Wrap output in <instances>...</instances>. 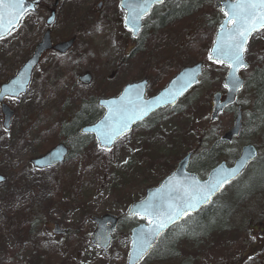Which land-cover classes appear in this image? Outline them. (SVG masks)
Masks as SVG:
<instances>
[{
    "label": "rangeland",
    "instance_id": "374dc122",
    "mask_svg": "<svg viewBox=\"0 0 264 264\" xmlns=\"http://www.w3.org/2000/svg\"><path fill=\"white\" fill-rule=\"evenodd\" d=\"M53 1L44 0L46 5ZM119 1L60 0L51 39L56 43L74 37V47L62 57L45 54L26 94L5 100L14 116L5 131L0 113V175L6 178L0 185V264H39L46 252L42 253V244L56 252V259L54 255L49 258L55 259L52 264H124L129 230L137 223L125 211L143 197L146 188L159 183L189 151L199 154L205 146H214L219 151L216 162L231 164L246 144L258 149V159L215 199L204 218H189L173 229L143 264H264V123L250 118L254 94L244 89L238 96L244 126L231 144L219 139L231 128L233 113L227 111L216 122H209L210 97L224 90L226 69L207 61L222 15L213 0H192L194 9L189 16L158 30L154 25L158 16L187 2L164 0L145 18L139 36L141 52L132 54ZM98 3H102L99 10ZM46 16L44 8H39L0 39V85L14 77L32 54L45 30ZM246 60L249 68L240 72L245 80L264 67V30L250 40ZM197 62L203 63L201 84L173 110L158 113L121 138L112 150L100 151L93 142L59 167L38 170L31 165L56 144L70 148L73 137L60 135V128L90 100L95 104L97 99L115 96L124 84L144 78L148 81L145 97H150L165 86L158 85L171 69L177 72ZM151 67L161 75L153 74ZM84 73L92 76L88 87L78 82ZM150 127L152 132L146 136ZM154 135L161 137L159 141ZM51 140L54 144L50 146ZM158 143L167 151L159 152L157 163L151 164L149 156ZM94 161L99 164L96 181L85 182L84 175ZM136 163L142 171L132 180ZM110 176L127 178V190L118 194L112 190ZM106 214L122 221L104 257L89 245L88 237L94 228L90 218ZM53 225L65 234L54 236Z\"/></svg>",
    "mask_w": 264,
    "mask_h": 264
},
{
    "label": "water",
    "instance_id": "95a60500",
    "mask_svg": "<svg viewBox=\"0 0 264 264\" xmlns=\"http://www.w3.org/2000/svg\"><path fill=\"white\" fill-rule=\"evenodd\" d=\"M236 2L237 0H225L215 5V7L222 13L223 18L217 26L213 41L208 50V60L226 67L227 71L223 79V87L225 88L224 95L222 96L221 93H214L211 97L212 109L210 120L212 122L216 121L221 113L235 104L237 95L244 86V81L239 77L238 73L239 71L244 70L248 67V63L245 59V52L243 54V63L246 65V67H236L235 69H230L226 64L216 62L215 56L213 57V59H209L210 54H212L213 48L216 46L215 42L219 39V36L223 31L220 25L224 24L226 27L232 26L228 24V18L225 16V13L230 11L228 5ZM5 3H7V0H5ZM24 3L26 7L23 10L21 16H16L15 10L13 9H8L5 7L2 10L4 14V24L3 28L0 29V39L6 37L11 32L16 30L24 16H26L27 14H34L36 12V8L41 3V0H24ZM159 4L162 3H157L156 0L120 1L119 6L126 13L123 24L125 29L131 33L132 38H136L138 33L141 31L143 26L142 20L150 13V10L154 6ZM57 6L58 0H55L53 3V9L50 11L48 17L45 20V26L47 28L54 25L56 21L55 8ZM130 6H138L135 7V12L140 13L138 19L136 20L135 29H133V25L128 19L133 13V7ZM98 8H100L99 4ZM10 19L13 20L12 24L8 23ZM263 29L264 28H260L257 31H254L248 37V43L253 35L261 32ZM73 43L74 39H70L65 42L57 43L53 46L50 39V30L47 29L43 34L40 42L36 45L33 54L20 67L16 75L7 83L0 86V112L2 115L3 129H5L6 131L9 130V126L14 115V112L4 104V99H18L21 95H24L26 93L27 87L30 83L31 74L38 65L39 59L42 54L52 50L59 55H64L72 47ZM248 43L245 45V48H247ZM202 66V63H197L193 66L183 68L169 81L165 88L148 99H145V91L147 87V81L145 79L139 82L126 84L116 97L98 100L97 106L103 110L102 117L95 124L83 127L80 133L82 135L93 136L99 149L109 151L121 137L130 133L135 126L146 121L154 113L166 108H173L180 100V98H182V96H184L190 89L199 84L200 77L203 74ZM188 79H192L193 83H191L186 88H182V84ZM233 79L237 80L239 84V87L234 91L230 90V82ZM79 82L85 86L89 85L91 83L90 75L85 74L79 77ZM226 83L229 84V87L225 86ZM145 102H147L146 111H141L140 109L145 107ZM121 109H127V111L123 114L133 118L129 120L128 130L115 137L112 143L109 144L106 142L104 134L108 130V127H110L121 118ZM241 127V112L240 108H238L232 127L226 133H224V135L221 137V140L223 142L230 143L234 138L238 137ZM67 155L68 149L66 148V146L63 144H58L50 151H48L45 155L32 160L31 163L34 168L40 170L53 168L62 164ZM257 156L258 151L255 147H253L252 145L243 146L241 148L240 155L230 167H228L225 162H221L211 170H209L203 180H200L196 174L187 172L186 169L189 164L190 154L181 159L177 163L175 169L168 176H166L158 184V186L147 189L145 191V196L141 200L131 204L128 207L126 216L129 218H136L143 222L138 224L137 226H134L129 231V248L127 251L125 264H139L155 247L159 239L169 231L170 228L179 224L187 216L193 215L197 213L201 208L207 206L211 202V200L223 190L225 186L236 180L244 172L246 167L257 158ZM232 169L238 170L235 176L231 177L227 183L223 184L222 187H218L217 190L213 192L206 201L196 203L186 215L178 216L174 221L168 222L167 227H165L154 238V242L150 247L147 248V251L143 252L142 255L140 254L139 241L141 234L146 233L149 228L152 227V225L149 224V220L153 219V217H149L146 213H144L142 207L143 205H146L149 202L159 201L162 204L163 209L167 210L169 205L175 206L183 199L187 198V195L191 193L192 189L190 185H192L193 181L198 182V186L200 188H203L215 177H217L218 173H227ZM5 181V177L0 175V185ZM91 221L94 224V230L89 237V243L90 245L100 249L103 255L106 256L108 255V249L113 239L112 236L117 225V219L110 215H104L102 217H92ZM52 234L61 236L64 234V231L60 230L58 226L55 225L52 229Z\"/></svg>",
    "mask_w": 264,
    "mask_h": 264
},
{
    "label": "snow or ice",
    "instance_id": "6c2138e0",
    "mask_svg": "<svg viewBox=\"0 0 264 264\" xmlns=\"http://www.w3.org/2000/svg\"><path fill=\"white\" fill-rule=\"evenodd\" d=\"M157 3H163V0H156ZM15 10L16 16H21L25 9L24 0H0V29L3 28L4 24V8ZM133 7V13L128 18L133 25V29L136 27V20L140 13L135 12ZM230 8L229 12L225 13L228 18V24L231 27H226L221 24L220 27L223 29L219 39L215 42V47L210 54L209 59L226 64L230 69L236 67H246L243 63V54L246 51L245 45L248 43V37L260 28H264V0H237L236 3L228 5ZM9 24L13 23V20L8 21ZM132 30V29H130ZM191 83L192 79L184 81L182 88H186ZM230 90L234 91L239 87L238 81L233 79L230 82ZM226 87L229 84L226 83ZM147 102L145 107L141 108V111H146ZM127 109H121V118L114 124L108 127L105 132V140L111 144L113 139L123 132H126L129 128V120L133 117L124 115ZM138 118V117H137ZM237 169H232L227 173L221 172L217 174L212 181H210L203 188L198 186V182L193 181L191 187V193L187 195L186 199H183L180 203L175 206L169 205L167 210L163 209L162 204L159 201L149 202L143 205V211L149 217L153 219L149 220L151 228L146 233H142L139 241L140 254L147 251V248L154 242V238L167 227L168 222L174 221L176 217L186 215L188 211L196 204L202 201H206L208 197L217 190L218 187H222L223 184L227 183L228 180L235 176Z\"/></svg>",
    "mask_w": 264,
    "mask_h": 264
},
{
    "label": "trees",
    "instance_id": "16d2710c",
    "mask_svg": "<svg viewBox=\"0 0 264 264\" xmlns=\"http://www.w3.org/2000/svg\"><path fill=\"white\" fill-rule=\"evenodd\" d=\"M193 9H194V5H193L192 0H187V2L185 4H180L177 8L175 6L170 7V8H168V10L164 14L157 17V21L154 23L155 28L158 30L164 29V27H166L170 23L175 22L176 20H179L182 16L183 17L189 16L190 13L193 12ZM139 52H141V50H139ZM145 54H146L145 58L149 57L147 51H145ZM151 68H152L151 71L153 72V74L161 75V73H159L158 70L154 71L153 67H151ZM164 71H165V69H164ZM167 71H169V68H166V73H167ZM175 73H176V70L171 69L170 73L168 75L166 74V76L164 78H162V82L158 86L165 85V82L169 78H171ZM245 86L250 91H252L253 94L255 95V103L253 106V112H257L258 116L254 118V121L264 123V67H262L260 69H255V72L247 79ZM100 115H101L100 110H98V108L95 106L93 101L90 100L88 103H86L84 106H82L79 109V111L75 115V118L69 124L62 126L60 128V132H59L60 135H64L65 137H70V136L73 137L71 144H70V152H69L68 160L71 158L73 159V157L76 156L80 150H82L86 146H88L89 143H93V139L90 136H81L79 134V131L82 127L94 123L100 117ZM145 133L150 134L151 133V127L148 128ZM156 133H157V131H156ZM187 134H189V133H187ZM146 136H148V135H146ZM153 138L156 139L157 141H159V138H161V137L154 135ZM49 144H50V146L53 145L54 141L51 140L49 142ZM160 146H161L160 143H158L153 154L152 153H151V155L146 154V155H150L149 157H151V160L149 162L151 164H153L154 162L157 163L158 158L160 157L159 152L167 151L166 149H164ZM203 149L204 150L202 153L197 154L198 156L196 158L197 161L195 164L199 165L200 169L195 167L196 168L194 170L195 172L206 171L207 169L213 167L217 163L216 160L218 158L219 151L216 150V147L213 146V147L207 148L205 146ZM45 151H46V149H43L41 151V153H44ZM99 153H101V152H98L97 154H99ZM95 158H97V157H95ZM98 166H99V164L97 163V161L92 162V164L89 166L87 172L84 175V181L85 182L87 180L91 181L92 183L96 181L97 173H98ZM140 171H142V170H139V164L136 163V165L134 167V172L131 173L130 178H132V180L135 179L136 174ZM73 177H74V175H73ZM109 185L112 187L111 188L112 190L117 191V194L122 189L127 190L128 186H129L127 178L121 177V178L117 179L115 177V179H113L111 176H110ZM206 211H208V209L203 211L204 214L202 213L199 216V219H202L206 216L205 215ZM121 221L122 220L119 219V224L121 223ZM160 242H159V244H160ZM42 245H43L41 247L42 253L45 252V250H46V252L44 253V257H41L42 262L39 264H52V263H54L55 259H56V256H55L56 252L54 250L46 249L44 244H42ZM51 255H54L55 259L49 260ZM154 255H155L154 251L151 252L145 258L143 263H145L146 261L149 262L150 259Z\"/></svg>",
    "mask_w": 264,
    "mask_h": 264
},
{
    "label": "flooded vegetation",
    "instance_id": "af4514ba",
    "mask_svg": "<svg viewBox=\"0 0 264 264\" xmlns=\"http://www.w3.org/2000/svg\"><path fill=\"white\" fill-rule=\"evenodd\" d=\"M41 1L42 2L40 3L39 8H44L46 13L50 12L52 10L53 3L51 5H48V4L46 5L44 0H41ZM98 4L100 5V8H101L102 3H98ZM98 4H97L96 8L99 10L100 8H98ZM58 7H59V3H58L57 8ZM122 24H123V21H122ZM127 34L129 36L130 41L132 42V48L130 50H131L132 54H134V52L139 51V48H140V46H139V36H140V34L136 38H133V39L131 38V34L129 32H127ZM75 43H76V39H75ZM231 111H233V108L231 109ZM256 114H257V112H256ZM250 118L252 119V117H250Z\"/></svg>",
    "mask_w": 264,
    "mask_h": 264
}]
</instances>
